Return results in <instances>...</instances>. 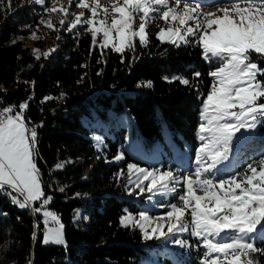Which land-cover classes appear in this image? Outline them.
I'll return each mask as SVG.
<instances>
[{
  "label": "trees",
  "instance_id": "obj_1",
  "mask_svg": "<svg viewBox=\"0 0 264 264\" xmlns=\"http://www.w3.org/2000/svg\"><path fill=\"white\" fill-rule=\"evenodd\" d=\"M41 18L47 20L49 14L33 0H12L10 10L6 0L0 6V105L27 101L29 126L43 122L38 128V167L46 195L52 197L48 208L64 225L66 247L42 245V215L0 196V213L7 214L0 215V264H202L206 251L202 239L188 235L187 246L167 256L155 240L146 241L138 229L120 225V217L126 211L138 213L145 199L129 195L117 182L118 165L97 159L90 121L93 116L104 119L108 111L125 113L146 151L171 139L189 143L193 158L200 102L210 91L209 73L217 64L206 61L194 43L162 44L152 24L148 46L137 42L135 52L126 50L122 62L121 54L111 48L101 56L99 47L93 48L90 33L80 28L56 32L40 24ZM54 23L60 27L55 19ZM33 32L41 39H31ZM47 41L57 51L37 60L33 49L41 52ZM196 72L201 73L199 78L193 75ZM175 76L188 78L190 85L169 82ZM47 96L59 99L42 102ZM126 134V127L114 128L112 136L105 138L104 152L116 155ZM236 157L234 167L219 176L243 173L247 164L264 157V126L257 127ZM68 159L73 163L53 171L57 162ZM61 187L64 192L58 190ZM177 196L170 202L179 204ZM255 244L264 248V241ZM255 255L264 264V256Z\"/></svg>",
  "mask_w": 264,
  "mask_h": 264
},
{
  "label": "snow or ice",
  "instance_id": "obj_2",
  "mask_svg": "<svg viewBox=\"0 0 264 264\" xmlns=\"http://www.w3.org/2000/svg\"><path fill=\"white\" fill-rule=\"evenodd\" d=\"M221 2L230 7L204 12L200 2L189 0H69V6L75 3L90 13L85 15V12L70 13L63 5L58 7L57 0H51L50 7L46 0H33L49 14L47 20L40 19V24L56 32L60 29L74 32L80 28L90 33L93 48L99 47L101 56L105 49L111 48L121 54L123 62L125 51L135 52L137 42L148 46L149 26L163 21L164 26L156 25L155 34L162 44L180 47L194 43L201 47L206 61L217 64L209 73L213 82L202 101V122L198 126L201 144L196 152L195 172L181 176L171 169L160 171L127 164L128 183L135 185L129 195L136 189L140 193L169 195L176 193L178 184H183L184 191L177 196L180 203L168 205L170 210L165 217L153 218L147 212H140L137 219L126 211L120 217V224L138 226L146 241L167 239L191 229V235L202 239L206 249L202 264H259L255 254L264 256V248L256 247L255 242L264 241V157L247 164L243 173L226 177L219 176V166L229 160L244 132L264 126V102H261L264 100V0ZM11 3L12 0H6L9 10ZM205 3L216 7V0ZM4 5L5 0H0V6ZM61 14L64 18H60ZM99 16L104 18L97 19ZM30 38L41 39L35 32ZM57 39L61 37L58 35ZM55 51L56 48H50L41 53L37 48L33 54L39 60L41 55L48 58ZM193 75L199 78L201 73ZM172 81L190 85V80L182 76H175L169 82ZM31 84L34 87L35 82ZM59 98L47 96L42 102ZM27 108V101L0 108V196H7L20 209L42 215L43 242L66 247L64 225L57 213L48 208L52 197L46 195L38 167V128L43 127V122L29 126ZM94 139L97 146L102 145L100 137ZM113 160H124V154L118 153ZM71 163V159L57 162L53 171L63 170ZM123 175V170L116 173L117 178ZM58 190L65 191L63 187ZM154 219L164 223L154 224ZM165 227L167 231L163 230ZM229 233L232 235L224 242L215 239ZM174 243L187 246L180 239Z\"/></svg>",
  "mask_w": 264,
  "mask_h": 264
},
{
  "label": "rangeland",
  "instance_id": "obj_3",
  "mask_svg": "<svg viewBox=\"0 0 264 264\" xmlns=\"http://www.w3.org/2000/svg\"><path fill=\"white\" fill-rule=\"evenodd\" d=\"M172 2V0H170ZM189 2H200L202 10L204 12L213 11L215 12L218 7H230V5L222 3L221 0H216V7H209L206 5L205 0H189ZM47 6H51V0H46ZM63 5L65 7H68V11L70 13L79 14L80 12H85V15H90L85 9L78 8L75 6V3H73L71 6H69V0H57V6ZM61 18L63 17V14H61ZM103 16L97 17V19H103ZM159 24L160 26H164L163 21H156L152 25L156 26ZM86 27V26H85ZM158 31V28L156 32ZM47 40V39H46ZM50 48H54V43L47 41L41 48V53L47 52ZM215 70V69H214ZM207 96V95H206ZM206 96L201 100L200 102V108H199V114H198V126L202 122L201 120V112H202V101L206 98ZM91 125L93 126L90 134V138L92 140L93 147L95 151L97 152V159L102 158L105 163H113L118 165L117 172L120 170L124 171V175L117 178L118 183H122L128 190L135 187V185H130L128 183V176H127V164L128 163H135L138 164L140 167L143 168H158L160 171H167L169 169L173 170L177 175H189L193 174L195 172L196 168V152L201 144V141L198 138V126L195 132V139L198 142V145L195 149L194 157L191 158L190 156V144L187 142H183L182 144L167 139L165 144H159L157 147L152 148L149 151H146L143 148L142 142L140 140V137L136 135V132L132 129L131 126V119L125 114L120 113L116 114L112 111H108L107 115L104 119L96 118V116H93V119L90 121ZM117 126H124L127 129V134L125 137V141L119 146L117 153L122 152L124 154V160L115 162L113 158L116 156H108L104 152V148L106 147V137H111L113 129ZM241 132H244V130H241ZM256 129L251 132H244L243 137L241 138L239 145L234 146L233 152L231 153L229 160L225 161L224 164L220 165L221 171L230 170L234 167L236 161H237V152L240 149L241 146H243L248 140H250L252 137L255 136ZM237 136H241V133H237ZM95 137H100L102 139V145L97 146V143L95 141ZM99 157V158H98ZM189 167H193L191 171L187 172V169ZM117 177V176H116ZM133 179H135V176H133ZM147 182H145L146 184ZM176 193H172L169 195H160L159 193L153 194L149 193L147 191L140 193L139 189H136L135 192H133V196H135L137 199L141 196L145 199V205L143 208L138 212H129L134 217L138 219V214L140 212H147L149 216L156 218V217H165L166 213L170 210L168 205L173 204V202H170L171 199L175 196H177L180 193H183L184 191V185L178 184ZM177 194V195H176ZM163 205V206H162ZM39 206V205H38ZM164 207H168L169 209L165 212H159L150 214L148 210H160ZM126 214V212H125ZM124 214V215H125ZM42 220H44L42 216ZM190 220V218H189ZM164 223V220H155L154 224ZM121 225V224H120ZM129 227L136 228L140 231L138 226H135L134 224H129ZM164 231H167V227L163 229ZM36 231V229H35ZM44 231H45V225L43 223V227L41 229V237L40 242L42 245H57L52 243H44ZM38 232V231H37ZM35 232V233H37ZM141 232V231H140ZM142 234V233H141ZM191 235V229L187 232H177L175 236H170L169 238H161V239H152L147 241H153L158 242V245L162 248L164 253H168L167 256H170L172 253L171 251L179 248L181 246L176 245L174 243L175 239H180L185 242H187V236ZM232 234L229 233L227 235L222 234L221 237L215 238L219 242H224L228 236H231ZM194 237V236H192ZM197 238V237H196ZM203 245V241H202ZM62 246V245H57ZM156 263V261H155ZM160 264V263H158Z\"/></svg>",
  "mask_w": 264,
  "mask_h": 264
},
{
  "label": "bare ground",
  "instance_id": "obj_4",
  "mask_svg": "<svg viewBox=\"0 0 264 264\" xmlns=\"http://www.w3.org/2000/svg\"><path fill=\"white\" fill-rule=\"evenodd\" d=\"M3 106L0 105V108H2Z\"/></svg>",
  "mask_w": 264,
  "mask_h": 264
},
{
  "label": "built area",
  "instance_id": "obj_5",
  "mask_svg": "<svg viewBox=\"0 0 264 264\" xmlns=\"http://www.w3.org/2000/svg\"><path fill=\"white\" fill-rule=\"evenodd\" d=\"M35 232H37V229H36V231Z\"/></svg>",
  "mask_w": 264,
  "mask_h": 264
}]
</instances>
